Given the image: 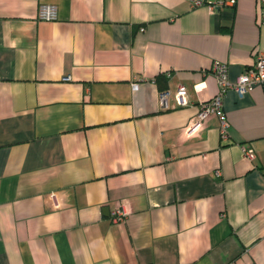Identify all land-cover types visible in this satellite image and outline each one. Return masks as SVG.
Returning <instances> with one entry per match:
<instances>
[{"label": "crops", "instance_id": "crops-1", "mask_svg": "<svg viewBox=\"0 0 264 264\" xmlns=\"http://www.w3.org/2000/svg\"><path fill=\"white\" fill-rule=\"evenodd\" d=\"M217 1L0 0V264H264V86L198 116L264 24Z\"/></svg>", "mask_w": 264, "mask_h": 264}, {"label": "built area", "instance_id": "built-area-1", "mask_svg": "<svg viewBox=\"0 0 264 264\" xmlns=\"http://www.w3.org/2000/svg\"><path fill=\"white\" fill-rule=\"evenodd\" d=\"M193 7L201 6L208 3V0H189ZM238 0H218L217 2H210L209 6L213 9H219L225 5H235ZM259 6L261 8V19L262 24H264V0H259ZM39 19L42 20H56L58 18V7L53 3H43L40 5L38 14ZM144 30V28H141ZM255 62L249 66L245 72L240 74L236 81L231 84L229 81L228 65L225 63L217 62L214 66V74L219 82L218 92L209 100L201 104L199 118L205 119L211 114H217L221 120L220 133L221 137L224 139L228 138L229 130L231 127L230 121L224 115L223 108V93L229 86L234 87L237 92L242 95L246 92L253 90L256 86H264V50H257L254 54ZM166 75L170 76L171 72H167ZM67 76L66 79H69ZM133 88H138V81L133 82ZM187 87L185 84H180L177 91L174 93V97L179 104H187L188 99L186 96ZM170 91L163 90L160 94V101L164 107L168 106V100L170 96ZM242 150L245 156L248 158H254L255 152L253 149L248 148L243 145ZM219 172V171H218ZM114 220H124L127 212L123 208H115L112 211Z\"/></svg>", "mask_w": 264, "mask_h": 264}, {"label": "trees", "instance_id": "trees-1", "mask_svg": "<svg viewBox=\"0 0 264 264\" xmlns=\"http://www.w3.org/2000/svg\"><path fill=\"white\" fill-rule=\"evenodd\" d=\"M162 79H163V81L164 82H167V76H164V75H158L157 77H156V82H158V84L160 85L162 82Z\"/></svg>", "mask_w": 264, "mask_h": 264}]
</instances>
